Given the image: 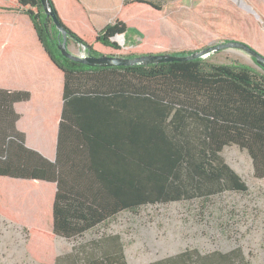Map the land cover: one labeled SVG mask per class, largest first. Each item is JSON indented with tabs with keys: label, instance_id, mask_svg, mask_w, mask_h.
<instances>
[{
	"label": "trees",
	"instance_id": "1",
	"mask_svg": "<svg viewBox=\"0 0 264 264\" xmlns=\"http://www.w3.org/2000/svg\"><path fill=\"white\" fill-rule=\"evenodd\" d=\"M48 1L68 36L66 43H78L89 56L133 59L195 52H166L168 37L161 35L157 21L163 10L159 3L125 0L123 8L141 6L156 19L143 17L132 25L118 16L100 31H88L78 0ZM67 1L79 8L68 12ZM42 8L40 0H0L1 13L30 22L64 80L53 161L28 150L16 130L19 116L13 104L27 101L30 94L0 89V178L54 188L52 230L32 226L26 231L21 224L28 234L26 252L35 264H128L120 234L107 232L120 214L246 192L247 184L222 157L227 146L245 151L253 177L264 178V71L205 58L111 68L80 64L63 57L61 34ZM124 33L141 39L132 49L142 53L119 54L114 38ZM154 44L162 51L155 52ZM64 146L72 150L64 152ZM0 215L20 223L1 207ZM54 236L74 246L57 257ZM241 252L200 255L187 249L149 264H249Z\"/></svg>",
	"mask_w": 264,
	"mask_h": 264
},
{
	"label": "rangeland",
	"instance_id": "2",
	"mask_svg": "<svg viewBox=\"0 0 264 264\" xmlns=\"http://www.w3.org/2000/svg\"><path fill=\"white\" fill-rule=\"evenodd\" d=\"M232 9L239 12L242 8L231 0H226L224 4L218 0L174 1L162 16L163 30L169 43L166 52H192L231 40L248 41L253 49L264 50L258 36L252 33L244 36V22L230 20ZM157 21L160 29L161 15ZM119 38L122 37H117L115 41L121 46L120 55L142 53L132 49L135 43L128 47L126 37L123 36L121 41ZM153 48L157 53L162 51L158 44H154ZM72 54L83 57L87 52L79 45L76 53ZM205 60L220 64L236 62L263 72L249 54L235 48L216 51ZM222 155L247 184V191L224 192L207 202L197 199L147 205L137 214H120L108 225L107 232L120 234L128 264L154 263L187 249L200 255L240 249L249 264H264V178L253 177L252 163L245 151L231 145L224 148ZM48 224V220L43 222V225ZM27 235L19 226L0 225V254L6 256L0 258V264L20 263L17 260L24 254ZM57 241L58 250L67 248L65 241ZM10 258H14V262L4 261Z\"/></svg>",
	"mask_w": 264,
	"mask_h": 264
},
{
	"label": "crops",
	"instance_id": "3",
	"mask_svg": "<svg viewBox=\"0 0 264 264\" xmlns=\"http://www.w3.org/2000/svg\"><path fill=\"white\" fill-rule=\"evenodd\" d=\"M82 8L85 30L95 29L100 31L104 26L115 21L120 16L127 23L134 25L143 22V17L156 19V15L151 10L141 6L133 7L131 10L123 8L125 0H78ZM159 3L163 6L161 15L160 33L166 36L163 30V14L171 7L173 2L181 0H148ZM222 4L226 0H218ZM233 4L241 6V10L232 9L230 20L245 23L244 36L261 39L264 45V0H231ZM77 4L66 3V10L78 9ZM248 8V9H247ZM128 13V16H127ZM128 39L127 46L132 47V43L140 41L138 36L124 33ZM250 44L248 41H244ZM67 50L76 53L78 43L69 41ZM255 50V49H254ZM261 55L264 50H255ZM64 80L62 74L54 66L42 47L37 42V37L32 31L30 22L21 16L0 12V89L11 91H25L30 94L27 101L13 104L14 112L19 116L15 127L23 133L25 146L28 150L39 152L49 161L54 160L56 151V135L59 132V121L61 120L63 101ZM64 152L72 150L71 146H64ZM46 192V195L44 196ZM54 188L40 181L27 182L17 181L8 178H0V207L4 209L14 220L20 223H12L10 220L0 215V225L10 227H21L25 224V230L42 228L50 232L51 215L50 198H52ZM48 220L49 224L43 225ZM57 240L65 241L68 245L62 250L57 248ZM64 242V243H65ZM26 242L23 245L24 254L18 257V264H35L26 252ZM55 255L61 256L68 253L74 243L64 238L54 236ZM125 253V252H124ZM4 259V255L0 254ZM11 257V255H7ZM126 256V253H125ZM8 258V257H7ZM5 259L9 263L14 262V258ZM128 262V259L126 257Z\"/></svg>",
	"mask_w": 264,
	"mask_h": 264
},
{
	"label": "water",
	"instance_id": "4",
	"mask_svg": "<svg viewBox=\"0 0 264 264\" xmlns=\"http://www.w3.org/2000/svg\"><path fill=\"white\" fill-rule=\"evenodd\" d=\"M41 4L43 6V12L45 13L46 17L52 21L55 28L60 32L62 39L58 42V49L63 54V57L68 58L72 61H76L80 64H85L89 66H100V67H118V66H133L136 64H141V66L148 65V64H160V63H166V62H180L185 60H195L197 58H206L210 54L219 51V50H225L230 48H235L237 50L244 51L245 53L249 54L252 59L254 60V64L261 68L264 71V56L255 51L249 44H246L244 42H237L236 40H231L226 43H219L217 45H213L207 48H203L200 50H197L193 52L191 55H185V56H173L172 54H162V55H147V56H138L133 59H126V57L122 56H107L103 55L100 57H94V56H83L78 57V55L70 53L66 48V41H67V34L63 30V28L60 26V23L56 19L54 13L52 12L51 5L48 0H40ZM117 37H122L123 35H118L114 38V40Z\"/></svg>",
	"mask_w": 264,
	"mask_h": 264
},
{
	"label": "bare ground",
	"instance_id": "5",
	"mask_svg": "<svg viewBox=\"0 0 264 264\" xmlns=\"http://www.w3.org/2000/svg\"><path fill=\"white\" fill-rule=\"evenodd\" d=\"M120 39V41L122 40V38H119Z\"/></svg>",
	"mask_w": 264,
	"mask_h": 264
},
{
	"label": "flooded vegetation",
	"instance_id": "6",
	"mask_svg": "<svg viewBox=\"0 0 264 264\" xmlns=\"http://www.w3.org/2000/svg\"><path fill=\"white\" fill-rule=\"evenodd\" d=\"M123 35V34H122ZM237 41V40H236ZM239 42V41H238Z\"/></svg>",
	"mask_w": 264,
	"mask_h": 264
}]
</instances>
